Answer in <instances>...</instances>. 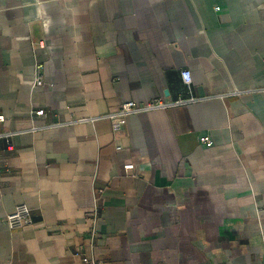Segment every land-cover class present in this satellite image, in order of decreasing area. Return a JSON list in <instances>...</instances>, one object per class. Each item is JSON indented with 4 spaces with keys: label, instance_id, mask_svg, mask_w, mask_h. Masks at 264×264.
Here are the masks:
<instances>
[{
    "label": "crops",
    "instance_id": "crops-1",
    "mask_svg": "<svg viewBox=\"0 0 264 264\" xmlns=\"http://www.w3.org/2000/svg\"><path fill=\"white\" fill-rule=\"evenodd\" d=\"M0 113V264H264V0H0Z\"/></svg>",
    "mask_w": 264,
    "mask_h": 264
},
{
    "label": "built area",
    "instance_id": "built-area-1",
    "mask_svg": "<svg viewBox=\"0 0 264 264\" xmlns=\"http://www.w3.org/2000/svg\"><path fill=\"white\" fill-rule=\"evenodd\" d=\"M218 10L219 7H216ZM40 68L41 64H37V73L34 78V85L35 86H42L44 84L43 77L40 73ZM181 78L183 82L188 86L191 82V73L188 69H182L180 71ZM196 99L194 97H189L187 99L178 97L175 100H170V99H163V98H153L149 99L143 102H138V101H126L124 103H121L115 110L108 112L105 115H101L99 117H86L83 119H80L82 121L85 120H96V119H108V120H115L117 118H121L130 114H135V113H141V112H147L155 109H162L171 105L183 103L186 101H195ZM31 115L33 116H43L45 115V110L43 108L36 109V110H31L30 111ZM5 119V116L0 113V121H3ZM58 123L54 124L57 125ZM33 129H37L38 127H32ZM2 134L0 133V137ZM198 140L200 143L204 144L206 147H211L213 145V139L208 133H204L199 135ZM125 169H131L133 168L132 164H126L124 166ZM104 192L103 187H99L97 189V192L93 196V214L95 215V212L97 211V201L100 199ZM4 222L7 228L11 231H18L22 230L28 225L32 223V214H31V209L26 203H18L14 206L12 211L8 212L5 217H4ZM97 229L95 227L91 228L90 234L92 236L96 235ZM81 262L82 264H99L98 260L92 256L88 255H82L81 256Z\"/></svg>",
    "mask_w": 264,
    "mask_h": 264
}]
</instances>
